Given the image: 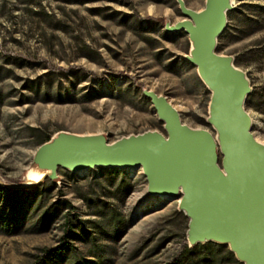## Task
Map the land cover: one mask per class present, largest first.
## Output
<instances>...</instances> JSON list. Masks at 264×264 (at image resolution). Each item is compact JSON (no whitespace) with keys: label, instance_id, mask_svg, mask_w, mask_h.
Here are the masks:
<instances>
[{"label":"rangeland","instance_id":"rangeland-1","mask_svg":"<svg viewBox=\"0 0 264 264\" xmlns=\"http://www.w3.org/2000/svg\"><path fill=\"white\" fill-rule=\"evenodd\" d=\"M182 1L193 11L204 3ZM233 7L216 53L231 56L245 73L251 91L244 109L252 135L264 144V0H233ZM166 18L183 19L175 0H0V182L22 181L37 136L103 133L111 143L146 131L164 134L143 89L166 98L182 124L213 134L205 122L209 92L185 59L187 36L166 33ZM102 171L58 169L59 184L41 200L62 196L83 219L94 218L85 194L114 205L128 226L115 241L103 236L105 264L168 262L185 241L188 219L177 210L178 197H152L140 169L119 170L131 184L120 202L94 183ZM5 198L0 192V264H28L40 247L58 242L61 219L36 232L34 201L17 196L12 213ZM210 264H219L217 256Z\"/></svg>","mask_w":264,"mask_h":264},{"label":"water","instance_id":"water-1","mask_svg":"<svg viewBox=\"0 0 264 264\" xmlns=\"http://www.w3.org/2000/svg\"><path fill=\"white\" fill-rule=\"evenodd\" d=\"M175 2L183 19L170 24L166 18L164 31L187 36L185 59L209 92L205 122L213 134L182 124L166 98L143 89L164 134L146 131L108 143L103 133L59 131L35 150L21 182L0 185H57L58 169H140L147 194L178 197L177 210L188 219V246L212 242L241 264H264V144L252 135L244 109L251 91L245 73L231 56L216 53L233 0H204L198 11Z\"/></svg>","mask_w":264,"mask_h":264},{"label":"trees","instance_id":"trees-1","mask_svg":"<svg viewBox=\"0 0 264 264\" xmlns=\"http://www.w3.org/2000/svg\"><path fill=\"white\" fill-rule=\"evenodd\" d=\"M230 12L226 14L228 17ZM38 146L46 142L49 137L37 136ZM99 179L94 180L96 186L102 189H111V193L119 195L120 202L131 191V184L124 173L115 169H102ZM47 185L45 188L44 186ZM54 185L40 184L28 189H13L0 185V192H5L4 203L11 207L12 213L16 212V198L27 194L34 201L35 219L31 227L36 232L46 231L58 219H61V235L53 246H43L38 253L33 255V260L28 264H45L46 259H51L52 264H105L110 260L106 244L102 242L103 236H111L117 240L128 226V220L114 205L101 199L99 196H82L88 207L92 208L94 218L83 219L74 213V206L64 197L59 196L51 202H42L43 195L51 190ZM111 187V188H110ZM39 210L38 214L36 212ZM104 221L108 227L99 220ZM83 244L79 247L74 244ZM209 246L213 252H210ZM218 263L241 264L224 245L206 242L188 246L184 241L180 250L165 264H210L214 259Z\"/></svg>","mask_w":264,"mask_h":264},{"label":"bare ground","instance_id":"bare-ground-1","mask_svg":"<svg viewBox=\"0 0 264 264\" xmlns=\"http://www.w3.org/2000/svg\"><path fill=\"white\" fill-rule=\"evenodd\" d=\"M130 170H132V169H130ZM82 172H83V171H82ZM78 173H79V172H78ZM150 196L155 197L154 195H150ZM156 197L164 198V197H161V196H156Z\"/></svg>","mask_w":264,"mask_h":264}]
</instances>
